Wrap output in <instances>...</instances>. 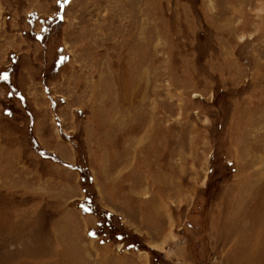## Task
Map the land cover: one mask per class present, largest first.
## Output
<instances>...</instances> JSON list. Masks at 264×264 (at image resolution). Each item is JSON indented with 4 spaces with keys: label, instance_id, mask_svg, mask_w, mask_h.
I'll use <instances>...</instances> for the list:
<instances>
[{
    "label": "rangeland",
    "instance_id": "374dc122",
    "mask_svg": "<svg viewBox=\"0 0 264 264\" xmlns=\"http://www.w3.org/2000/svg\"><path fill=\"white\" fill-rule=\"evenodd\" d=\"M174 250L264 264V0H0V264Z\"/></svg>",
    "mask_w": 264,
    "mask_h": 264
},
{
    "label": "crops",
    "instance_id": "0c3cea01",
    "mask_svg": "<svg viewBox=\"0 0 264 264\" xmlns=\"http://www.w3.org/2000/svg\"><path fill=\"white\" fill-rule=\"evenodd\" d=\"M180 248H182V247H180ZM173 253L180 255L181 259L186 260L185 264H193V262H192L193 258H191V255L187 254V252H181L180 254H178V251L174 250Z\"/></svg>",
    "mask_w": 264,
    "mask_h": 264
},
{
    "label": "bare ground",
    "instance_id": "6f19581e",
    "mask_svg": "<svg viewBox=\"0 0 264 264\" xmlns=\"http://www.w3.org/2000/svg\"><path fill=\"white\" fill-rule=\"evenodd\" d=\"M148 191V190H147Z\"/></svg>",
    "mask_w": 264,
    "mask_h": 264
}]
</instances>
